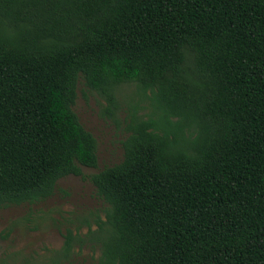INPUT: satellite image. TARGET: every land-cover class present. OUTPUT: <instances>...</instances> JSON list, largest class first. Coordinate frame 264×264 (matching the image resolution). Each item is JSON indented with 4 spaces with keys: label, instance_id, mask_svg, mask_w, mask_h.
<instances>
[{
    "label": "trees",
    "instance_id": "1",
    "mask_svg": "<svg viewBox=\"0 0 264 264\" xmlns=\"http://www.w3.org/2000/svg\"><path fill=\"white\" fill-rule=\"evenodd\" d=\"M77 83L123 133L97 264H264V0H0V207L96 166Z\"/></svg>",
    "mask_w": 264,
    "mask_h": 264
},
{
    "label": "rangeland",
    "instance_id": "2",
    "mask_svg": "<svg viewBox=\"0 0 264 264\" xmlns=\"http://www.w3.org/2000/svg\"><path fill=\"white\" fill-rule=\"evenodd\" d=\"M116 97L121 121L137 99L134 84L121 85ZM103 105L95 92L77 83L71 108L95 139L96 166H81L80 175L57 179L52 194L43 200L0 207V264H97L99 249L90 233L105 204L94 194L88 176L120 160L123 138L101 115ZM141 105L140 113L149 111L147 100Z\"/></svg>",
    "mask_w": 264,
    "mask_h": 264
}]
</instances>
